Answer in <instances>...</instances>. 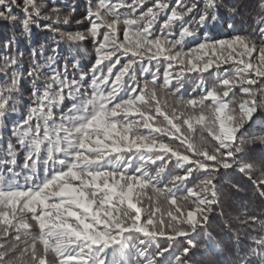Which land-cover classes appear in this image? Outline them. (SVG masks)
I'll use <instances>...</instances> for the list:
<instances>
[{
    "label": "snow or ice",
    "instance_id": "snow-or-ice-1",
    "mask_svg": "<svg viewBox=\"0 0 264 264\" xmlns=\"http://www.w3.org/2000/svg\"><path fill=\"white\" fill-rule=\"evenodd\" d=\"M80 7L0 0V264H264V0Z\"/></svg>",
    "mask_w": 264,
    "mask_h": 264
},
{
    "label": "trees",
    "instance_id": "trees-1",
    "mask_svg": "<svg viewBox=\"0 0 264 264\" xmlns=\"http://www.w3.org/2000/svg\"><path fill=\"white\" fill-rule=\"evenodd\" d=\"M78 2L81 5L79 11L83 12L84 9L86 8L87 4L89 3V0H78ZM77 19L83 21L82 16H77ZM229 23H232V21H229ZM235 26H236L237 30H240L242 28L246 29L247 28V20L242 19L241 17L238 16L235 20ZM72 30L83 31L84 28L80 25H76L75 23H73V29ZM36 32H37L38 38L41 41H43L44 36L46 34L41 33L40 30H36ZM229 32H231V29H228L227 25H225L223 29L217 30L215 35H217L219 38H224L225 35ZM12 34H13L12 27L11 26H5V22H0V42H3L6 37H10ZM16 34L18 35V32ZM21 47H23V45H21ZM82 47L85 49L86 54L82 57L81 63L83 65H87L90 57L92 55H94V51H95L94 45H92L90 42L86 41V42L82 43ZM65 48H67V45H65ZM205 77H207V74H205ZM214 78H215V73H213L212 79H214ZM196 79H197V74H195V73H190L186 77V86H185L187 89L186 95H187V93L191 92V88L194 85ZM189 186H191V184ZM248 192H249V188H244L241 192V195H244L245 193H248ZM212 231H213L214 239H216L217 236L223 237V243H221L219 240H217V251L219 253H221L220 259L217 262V264H229V262L232 259V255L224 247L226 244L229 243L228 238L226 236V233L221 229V227L219 226V223L216 221H214L212 224Z\"/></svg>",
    "mask_w": 264,
    "mask_h": 264
}]
</instances>
